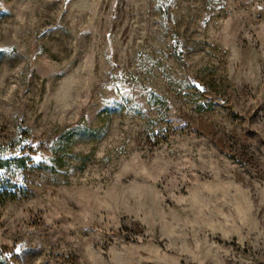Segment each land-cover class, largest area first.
<instances>
[{
  "label": "rangeland",
  "instance_id": "obj_1",
  "mask_svg": "<svg viewBox=\"0 0 264 264\" xmlns=\"http://www.w3.org/2000/svg\"><path fill=\"white\" fill-rule=\"evenodd\" d=\"M0 264H264V0H0Z\"/></svg>",
  "mask_w": 264,
  "mask_h": 264
},
{
  "label": "trees",
  "instance_id": "obj_2",
  "mask_svg": "<svg viewBox=\"0 0 264 264\" xmlns=\"http://www.w3.org/2000/svg\"><path fill=\"white\" fill-rule=\"evenodd\" d=\"M2 164H4V163H2ZM6 164V163H5ZM2 166V165H1Z\"/></svg>",
  "mask_w": 264,
  "mask_h": 264
}]
</instances>
